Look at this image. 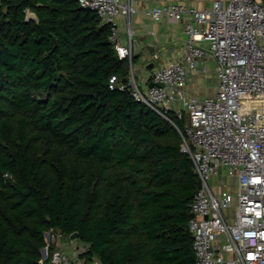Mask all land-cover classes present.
Here are the masks:
<instances>
[{
	"label": "trees",
	"instance_id": "obj_1",
	"mask_svg": "<svg viewBox=\"0 0 264 264\" xmlns=\"http://www.w3.org/2000/svg\"><path fill=\"white\" fill-rule=\"evenodd\" d=\"M109 35L77 0H0V264H47L50 229L76 232L85 262L195 263L192 161L169 120L110 88L129 63Z\"/></svg>",
	"mask_w": 264,
	"mask_h": 264
},
{
	"label": "built area",
	"instance_id": "obj_2",
	"mask_svg": "<svg viewBox=\"0 0 264 264\" xmlns=\"http://www.w3.org/2000/svg\"><path fill=\"white\" fill-rule=\"evenodd\" d=\"M77 2L109 26L117 57L128 60V82L113 75L110 88H128L136 101L169 120L181 136L180 150L189 155L199 181L187 225L194 264H264V114L255 104L264 102V2L214 0L210 9L150 7L145 15L155 21L185 20L186 40L182 57L154 69L144 82L133 70L130 27L127 42L119 37L117 19L131 22L136 12L132 0ZM208 60L215 62L216 91L198 98L187 88ZM169 114L184 121L188 114L190 124L185 121L181 130ZM220 170L228 179L236 178L234 190L212 182ZM44 239L41 263L99 264L83 263L75 247L85 252L87 246L58 231L48 230ZM63 239L73 249L71 255L61 247Z\"/></svg>",
	"mask_w": 264,
	"mask_h": 264
},
{
	"label": "crops",
	"instance_id": "obj_3",
	"mask_svg": "<svg viewBox=\"0 0 264 264\" xmlns=\"http://www.w3.org/2000/svg\"><path fill=\"white\" fill-rule=\"evenodd\" d=\"M214 0H132L136 12L131 22L120 16L117 21L120 27V42L128 41V27L131 29V47L137 55L135 66L139 80L144 82L151 72L172 61L179 60L183 55V45L186 40L185 20L172 22L167 20L155 21L145 15V11L154 5L182 4L197 9H210ZM152 64L147 69L148 64ZM202 66V64H201ZM134 67V65H133ZM200 68V66H199ZM215 62L208 60L205 70H197L191 77L188 92L198 98L213 95L216 91ZM144 86V85H143ZM264 108V102L259 103ZM61 247L70 253V248L63 239ZM195 257V254H194Z\"/></svg>",
	"mask_w": 264,
	"mask_h": 264
},
{
	"label": "rangeland",
	"instance_id": "obj_4",
	"mask_svg": "<svg viewBox=\"0 0 264 264\" xmlns=\"http://www.w3.org/2000/svg\"><path fill=\"white\" fill-rule=\"evenodd\" d=\"M264 2V0H262ZM133 70L135 72H137V67L134 64ZM136 77L139 78L138 74L136 73ZM184 126H183V130H184ZM221 182L222 183V188L228 191L234 190L236 188V178L235 179H228L227 177V173L224 170H220L219 174L217 175V177H214L212 179L213 183H217V182Z\"/></svg>",
	"mask_w": 264,
	"mask_h": 264
},
{
	"label": "water",
	"instance_id": "obj_5",
	"mask_svg": "<svg viewBox=\"0 0 264 264\" xmlns=\"http://www.w3.org/2000/svg\"><path fill=\"white\" fill-rule=\"evenodd\" d=\"M30 19H34V20H36V16H35V14H34L33 12H29V13H27V15H26V20H30ZM151 66H152V64L150 63V64H148V65L146 66V68H147V69H150ZM157 85H158V86H163L162 83H158ZM149 86H152V84H150ZM185 121H186V123H187L188 125L190 124L188 114H186ZM198 183H199V181H198ZM190 216L192 217L193 214L190 213ZM187 230H188V226H187ZM76 237H77V233H76V232L70 234V238H71V239H74V238H76ZM75 249H78L80 254L83 253L82 248L75 247ZM82 262L84 263V262H85V259H82Z\"/></svg>",
	"mask_w": 264,
	"mask_h": 264
},
{
	"label": "bare ground",
	"instance_id": "obj_6",
	"mask_svg": "<svg viewBox=\"0 0 264 264\" xmlns=\"http://www.w3.org/2000/svg\"><path fill=\"white\" fill-rule=\"evenodd\" d=\"M255 104H257L258 106V108H259V110L264 114V108L263 107H259V103H257V102H255Z\"/></svg>",
	"mask_w": 264,
	"mask_h": 264
}]
</instances>
